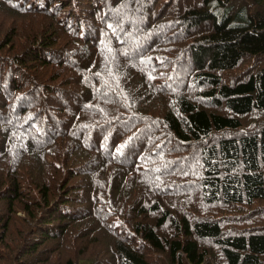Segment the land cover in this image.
Listing matches in <instances>:
<instances>
[{
	"label": "trees",
	"instance_id": "obj_1",
	"mask_svg": "<svg viewBox=\"0 0 264 264\" xmlns=\"http://www.w3.org/2000/svg\"><path fill=\"white\" fill-rule=\"evenodd\" d=\"M81 263L264 264V0H0V264Z\"/></svg>",
	"mask_w": 264,
	"mask_h": 264
},
{
	"label": "bare ground",
	"instance_id": "obj_2",
	"mask_svg": "<svg viewBox=\"0 0 264 264\" xmlns=\"http://www.w3.org/2000/svg\"><path fill=\"white\" fill-rule=\"evenodd\" d=\"M221 20H222V19H221ZM8 41H9V40H8ZM10 43H11V41H10ZM15 44H16V43H15ZM41 44H42V43H41ZM16 46H17V45H16ZM16 46H15V47H16ZM13 48H14V47H13ZM37 48H38V47H37ZM45 48H46V46H45ZM19 49H20V48H18L17 50H19ZM21 50H22V49H21ZM36 52H37V51H36ZM41 54H42V53H41ZM28 62H29V61H28ZM258 115H260V114H258ZM258 115H257V116H258ZM135 211H136V210H135ZM135 211H134V212H135ZM139 215H140V214H139ZM226 232H227V231H226ZM227 233H228V232H227ZM230 234H231V233H230ZM232 235H233V234H232Z\"/></svg>",
	"mask_w": 264,
	"mask_h": 264
},
{
	"label": "rangeland",
	"instance_id": "obj_3",
	"mask_svg": "<svg viewBox=\"0 0 264 264\" xmlns=\"http://www.w3.org/2000/svg\"><path fill=\"white\" fill-rule=\"evenodd\" d=\"M81 264H83V263H81Z\"/></svg>",
	"mask_w": 264,
	"mask_h": 264
}]
</instances>
